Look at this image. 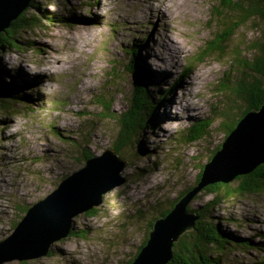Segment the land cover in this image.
<instances>
[{"label": "rangeland", "instance_id": "rangeland-1", "mask_svg": "<svg viewBox=\"0 0 264 264\" xmlns=\"http://www.w3.org/2000/svg\"><path fill=\"white\" fill-rule=\"evenodd\" d=\"M36 2L45 12L42 21L12 29L19 45L0 48V86H17L32 104L17 100L14 112L0 106V243L13 232L12 222L25 216L20 218L18 206L34 205L56 189L64 175L82 168L83 147L95 155L111 147L120 130L114 116L127 111L133 92L134 75L123 69L129 61L126 49L138 47L135 58L152 81L148 91L155 101L162 100L152 112L147 110L148 124L132 135L122 153L134 149L140 156L123 169L125 182L104 196L96 215L76 217L75 227L85 236L70 234L56 241L54 255L2 264H125L145 239L157 214L154 207L170 204L193 185L223 141L225 119L211 115V107L228 104L220 80L241 70L236 46L249 58V44L264 40V21L249 19L226 43L224 54L199 63L205 45L229 29L227 11L217 13L221 0H183L181 8L168 0ZM159 4L171 11L167 17H161L166 11L159 17L151 8ZM6 34L0 32V38L8 40ZM31 73L38 78L28 79ZM103 93L115 99L114 114L107 118L99 102ZM187 104L195 106L196 113H190ZM208 118L213 123L202 139L182 140L191 126L195 132ZM239 182L235 178L229 183ZM196 194L192 208L213 199L206 186ZM140 205L141 213L136 209ZM207 214L232 239L259 244L248 251L235 246L220 252L225 263H263L264 191L223 198Z\"/></svg>", "mask_w": 264, "mask_h": 264}, {"label": "trees", "instance_id": "trees-1", "mask_svg": "<svg viewBox=\"0 0 264 264\" xmlns=\"http://www.w3.org/2000/svg\"><path fill=\"white\" fill-rule=\"evenodd\" d=\"M30 7H32L34 11L31 12ZM219 7L217 10L219 16L227 11L226 20L228 21H226V25H229L227 26L229 29L225 35L219 34L220 37H216L205 45V49H203L201 53L203 57L199 56L197 58L199 63L213 54H224L228 47L226 43L230 41L236 31L245 25L249 19H260L264 21V0H221ZM40 10L41 14L45 13L36 0H32L31 4L12 21L10 28L4 30L7 33L4 37L8 40L0 38V48L7 49L9 43L13 46H18L19 41L13 37L12 29H16L17 27L27 28L40 23L42 17H44L43 14H40ZM233 16L235 17L234 19ZM48 18L51 17L48 16ZM234 51L241 65V70H237L235 75L222 78L220 80L221 88L218 87L219 90H224L227 92L226 94H228L226 95V100L228 102V104L226 103L227 107L223 109L211 107V115L218 114L225 119L223 125V141L236 127L243 115L252 109H259L264 104V40H255L249 44V50L247 52L250 56L249 58L246 54L243 55V51L241 52L239 46H236ZM126 53L129 54V61L123 66V69L134 75L133 92L132 97L129 98L130 101L128 102L127 111L120 113L118 116H114L115 120L120 123V130L118 135L113 137L110 149L114 150L123 160L131 162L133 159L136 160L140 157H137L138 151L133 149V151L127 155H123L122 153L126 152V146L131 142L132 135L136 133L138 129L148 124V111L152 112L155 104L158 105L162 99L155 101L150 91H148V86L152 81L149 75L147 77L145 75L146 71L149 73L148 70L146 69V71H144L135 58L139 53L138 47L126 49ZM121 62L124 63L125 59L121 60ZM0 79V81L3 82L1 76ZM172 88L166 89L165 94ZM17 100L27 107L32 106V104L28 102V98L19 92L17 86L11 84L0 86V106L2 105L6 111H18V109L13 108ZM114 100L115 99L108 95V93H103V95L100 96L99 102L102 104L104 118L111 117V113L114 114L112 109ZM163 100H165V98H163ZM212 123V119H202L194 128L195 132L191 129V126L187 135H183L182 140L191 141L202 139ZM144 137L146 138V136ZM145 138H143L144 143L147 140V138ZM141 141V138H139L137 143L141 144ZM223 141L213 150L207 160L212 158L214 153L222 146ZM94 155L93 152H88L87 149L83 147L80 155L82 156L80 160L82 167L85 165L86 161ZM77 160H79V158H77ZM204 167L205 162L202 165L196 182L182 191L170 204L166 203L164 207H160L159 209L158 207H154L157 214L150 220L148 233L145 239L140 244L136 254L125 264H131L138 255L141 247L148 239L150 229L156 220L161 216L167 215L175 207L176 202L187 193V191L198 185ZM69 174L64 175L63 179ZM236 179L240 182L233 186L229 182L225 183L220 181L207 185L206 189L209 194L213 195V199L208 201L203 207L192 208L189 205V210L200 213V217L196 220L195 228L182 234L180 239L175 242L174 257L166 264H227L220 256V252H224L227 249L235 250L237 248L235 246L248 251L250 249H255V247L259 245L254 244L250 239H244L242 241L232 239L229 233L222 231L219 225L208 217L207 213L211 211L212 207L216 208L223 198L233 197L236 193L244 194L247 192L258 193L264 191V164L259 165L251 173L237 176ZM31 206V204L25 203L17 207L18 210L21 211L20 218L22 217V213L26 214ZM141 206L142 205L136 207L138 212L141 211ZM99 210L100 209L97 207L87 212V214L93 216L96 215ZM19 222V220L12 222L14 225L13 229H15ZM71 234L85 236V232L77 229ZM205 246L206 248L204 249L203 247ZM54 254V251L48 253V255ZM22 264H27V262L25 261ZM258 264H264V261Z\"/></svg>", "mask_w": 264, "mask_h": 264}, {"label": "water", "instance_id": "water-1", "mask_svg": "<svg viewBox=\"0 0 264 264\" xmlns=\"http://www.w3.org/2000/svg\"><path fill=\"white\" fill-rule=\"evenodd\" d=\"M32 0H0V32L11 26ZM114 150L94 155L70 173L58 187L32 205L13 232L0 243V264L7 260L39 258L53 244L76 230V217L99 207L104 196L125 182L127 165ZM264 164V104L240 119L211 159L205 162L198 185L185 193L175 207L159 217L131 264H166L174 257V244L193 230L199 213L190 211L198 190L215 182L228 183Z\"/></svg>", "mask_w": 264, "mask_h": 264}, {"label": "bare ground", "instance_id": "bare-ground-1", "mask_svg": "<svg viewBox=\"0 0 264 264\" xmlns=\"http://www.w3.org/2000/svg\"><path fill=\"white\" fill-rule=\"evenodd\" d=\"M138 1V0H137ZM131 2V1H130ZM168 2H170L174 7H176V8H181L182 7V5H183V0H179V2H177V3H175V0H168ZM152 9H156V11H157V15L160 17V15H161V13H163V11L165 12L166 11V15L165 16H161L162 18H165V17H167L168 16V13H171V11L170 10H168L167 9V7H166V5H164V4H159L158 6H156V7H151ZM10 28V27H9ZM47 54V53H46ZM46 61V60H45ZM1 63L3 64V61H1ZM43 65V64H42ZM29 66V65H28ZM47 67H49V65L47 66ZM37 68H39V66H37ZM31 71V70H30ZM41 71H45L44 69H42L41 68V70H40V72ZM29 73V72H28ZM46 76V75H45ZM27 77V76H26ZM28 79H30V80H33V79H36V78H38V75L36 74V75H33L32 73H31V75L29 76V77H27ZM170 107V106H169ZM186 108H187V110L190 112V113H196V112H194V108H195V106H193L192 104H187V106H186ZM197 195V194H196ZM195 195V196H196ZM193 199V198H192ZM192 199H191V201H192ZM70 236V235H69Z\"/></svg>", "mask_w": 264, "mask_h": 264}]
</instances>
